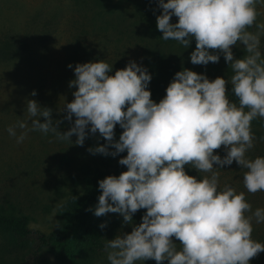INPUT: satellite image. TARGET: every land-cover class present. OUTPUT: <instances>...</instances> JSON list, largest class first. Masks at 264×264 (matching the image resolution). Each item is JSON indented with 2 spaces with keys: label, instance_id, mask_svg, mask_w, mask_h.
<instances>
[{
  "label": "clouds",
  "instance_id": "9594fccd",
  "mask_svg": "<svg viewBox=\"0 0 264 264\" xmlns=\"http://www.w3.org/2000/svg\"><path fill=\"white\" fill-rule=\"evenodd\" d=\"M157 4L162 9L156 17L160 38L175 40L185 49L195 39L192 64L217 63L222 54L233 74L227 80L209 79L183 68L157 103L148 88L152 75L135 60L114 75L105 60L77 63L75 78L69 81V88H76L74 99L63 104L64 118L75 117L67 131H59L61 121H53L52 109L36 100L26 101L28 119L18 120L6 131L18 144L30 131L51 132L71 143L75 134L74 143L80 146L89 134L98 132L105 143L88 151L112 157L126 151L118 163L127 170L98 181V202L89 210L97 217L119 213L129 225L134 224V213L146 211L131 232L105 239L109 264L149 259L156 264L165 260L168 264H250L264 252V244L251 238L253 218L256 224L264 222V208L252 211L244 192L228 184L220 187L216 169L235 161L246 169L247 192L264 191V156L246 155L255 140L251 122L264 118L260 48L264 23L257 21L256 7L264 0H157ZM172 16L178 18L175 23L170 22ZM253 26L256 31L249 30ZM238 44L245 54L234 58L232 46ZM227 84L238 103L228 99ZM31 95H36L35 90ZM117 124L123 130L118 140L114 139ZM221 146L223 157L214 152ZM185 165L209 175L190 176ZM173 238L180 241L179 248Z\"/></svg>",
  "mask_w": 264,
  "mask_h": 264
},
{
  "label": "rangeland",
  "instance_id": "374dc122",
  "mask_svg": "<svg viewBox=\"0 0 264 264\" xmlns=\"http://www.w3.org/2000/svg\"><path fill=\"white\" fill-rule=\"evenodd\" d=\"M256 7L257 21L264 23V5ZM161 11L157 0L102 3L101 0H0V37L12 31L29 44L16 59L0 61V212L26 217L33 232L49 235L65 226L63 209L72 197L85 195L89 182L98 173L112 171L120 165L118 155L88 151L104 144L98 132L89 134L80 146L74 143L75 134L70 138L71 143L57 139L51 132L45 135L30 131L23 143L18 144L6 131L18 120L28 119L24 112L27 100H36L42 107L52 109L53 121H61L58 130L67 131L75 117L72 121L64 118L67 113L63 104L74 99L72 93L76 88H69V81L75 78L73 69L77 63L105 60L112 65L109 74L114 75L116 70L135 60L152 75L148 88L151 99L157 103L166 94L174 74L183 68L204 73L209 79L220 76L227 80L233 74L222 54L217 63L192 64L190 53L195 46L190 44L185 49L175 40L160 38L156 17ZM170 22H176L173 16ZM249 30L256 31L255 26ZM260 48L264 53V36ZM232 51L234 58L245 54L239 44L232 46ZM70 63L73 68L67 67ZM33 90L35 96L31 95ZM227 96L231 101L229 93ZM40 120L43 122L44 118ZM251 130L255 135L254 146L246 155L254 159L264 156V118L254 119ZM20 131L17 129V134ZM214 152L221 157L225 155L223 146ZM184 167L190 176L198 179L209 175L198 173L188 165ZM216 170L220 187L228 184L237 192H244L252 211L264 208V191L249 193L243 185L246 169L233 161L232 165ZM145 211L139 209L133 214V225L124 224L119 213L109 212L94 218L106 225L105 242L117 234L131 232L134 225L141 223ZM252 227L251 238L264 243V222L256 224L253 218ZM173 242L180 247L179 240L173 238ZM18 250L15 240L0 232V264H31V249ZM45 260L48 264H60L51 252L41 255L40 262ZM95 264H109L105 249L95 257ZM137 264H156V261L149 259Z\"/></svg>",
  "mask_w": 264,
  "mask_h": 264
},
{
  "label": "trees",
  "instance_id": "16d2710c",
  "mask_svg": "<svg viewBox=\"0 0 264 264\" xmlns=\"http://www.w3.org/2000/svg\"><path fill=\"white\" fill-rule=\"evenodd\" d=\"M104 1L101 0V3ZM173 17L177 21L178 18ZM190 44L196 46L195 39ZM28 46L27 40L22 35L12 31L3 33L0 37V61L16 59L28 49ZM227 88L231 101L238 103L231 91V86ZM122 131L117 124L114 129V139L118 140ZM103 142L105 143L104 138ZM126 154L125 151L119 153L118 156L123 157ZM126 170V166L120 164L112 171L98 173L89 182L85 195L74 196L65 205L63 209L65 226L60 230L49 235L33 232L29 228V221L26 217L7 216L4 212H0V232L15 240L20 249L18 251L26 250L28 247L31 249V264H48L46 260L40 262V257L44 252L53 253L60 264H95V257L104 250L105 245L104 231L99 227L101 222L97 221L93 211L89 210L94 208L98 202L100 195L98 181L108 175L118 176ZM250 264H264V252L252 258Z\"/></svg>",
  "mask_w": 264,
  "mask_h": 264
}]
</instances>
